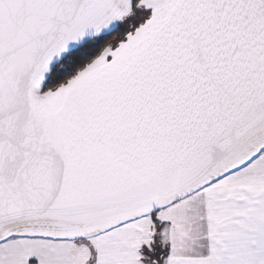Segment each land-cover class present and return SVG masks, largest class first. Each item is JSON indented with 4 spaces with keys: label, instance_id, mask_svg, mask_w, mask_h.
Returning <instances> with one entry per match:
<instances>
[{
    "label": "snow or ice",
    "instance_id": "6c2138e0",
    "mask_svg": "<svg viewBox=\"0 0 264 264\" xmlns=\"http://www.w3.org/2000/svg\"><path fill=\"white\" fill-rule=\"evenodd\" d=\"M0 264H264V0H0Z\"/></svg>",
    "mask_w": 264,
    "mask_h": 264
}]
</instances>
